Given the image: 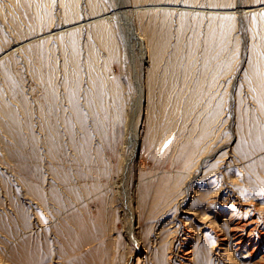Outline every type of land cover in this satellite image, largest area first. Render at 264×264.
<instances>
[{
	"label": "rangeland",
	"instance_id": "1",
	"mask_svg": "<svg viewBox=\"0 0 264 264\" xmlns=\"http://www.w3.org/2000/svg\"><path fill=\"white\" fill-rule=\"evenodd\" d=\"M263 6L0 0V264H264Z\"/></svg>",
	"mask_w": 264,
	"mask_h": 264
},
{
	"label": "bare ground",
	"instance_id": "2",
	"mask_svg": "<svg viewBox=\"0 0 264 264\" xmlns=\"http://www.w3.org/2000/svg\"><path fill=\"white\" fill-rule=\"evenodd\" d=\"M167 5V4H166ZM160 8H162V9H166V8H170V9H172V10H180V11H183V10H193V9H195V10H199V9H196V8H194V7H192V8H189V7H181V8H177V7H173V6H163V7H160ZM260 8V7H259ZM258 7L257 8H254L253 10H251V11H255L256 9H259ZM263 8H264V6H263ZM66 9H69V8H66L65 7V10ZM136 10H141V9H143V8H141V7H136L135 8ZM203 12L205 11H207L206 13H217L216 12V10H214V9H211V8H207V10H202ZM250 11V10H249ZM248 11V12H249ZM198 12V11H197ZM201 12V11H200ZM104 14H105V12H104ZM105 18H107V17H104V16H102V15H100V16H97V17H94V18H90V19H82V20H80V21H78L77 23H73V24H68V25H64L63 27H65V29H62V30H59V28H55V29H53L52 31H50V32H47V33H43L42 35H40V36H38L37 38H40V37H42V36H44V38L46 37V36H58L61 32H64L63 30H70V29H72V28H78V27H81V26H83V25H87V24H89V23H95V22H100L101 20H103V19H105ZM106 30V27L103 25V24H99L96 28H95V33H101V32H104ZM16 49V48H15ZM18 49V48H17ZM4 57V55H0V59H2ZM128 207H130V206H128ZM129 214V213H128ZM240 224V223H239ZM128 225V224H127ZM237 226V225H236ZM245 228V227H244ZM126 230H128V234H130V235H132L133 233V229H132V227L129 225V227L126 229ZM254 230V229H253ZM252 231V230H251ZM137 233V232H136ZM137 235V234H136ZM135 235V236H136ZM239 236V235H238ZM241 236V235H240ZM134 237V236H133ZM234 238H237V236H235ZM144 243V242H143Z\"/></svg>",
	"mask_w": 264,
	"mask_h": 264
}]
</instances>
